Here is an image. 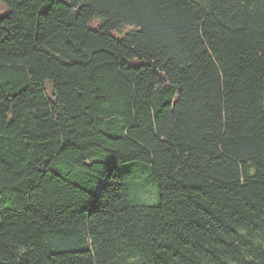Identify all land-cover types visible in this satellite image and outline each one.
I'll list each match as a JSON object with an SVG mask.
<instances>
[{
  "label": "trees",
  "instance_id": "obj_1",
  "mask_svg": "<svg viewBox=\"0 0 264 264\" xmlns=\"http://www.w3.org/2000/svg\"><path fill=\"white\" fill-rule=\"evenodd\" d=\"M0 3V264H264V0Z\"/></svg>",
  "mask_w": 264,
  "mask_h": 264
},
{
  "label": "rangeland",
  "instance_id": "obj_2",
  "mask_svg": "<svg viewBox=\"0 0 264 264\" xmlns=\"http://www.w3.org/2000/svg\"><path fill=\"white\" fill-rule=\"evenodd\" d=\"M7 14V9L0 3V18L5 16ZM97 25V22H92L89 26L91 28H95ZM141 168L140 164H133L129 167L132 171L138 170ZM137 180V179H136ZM135 179H130V182L132 184L136 183ZM136 194L134 195V202L140 203L143 205H149L154 204L156 200V193L153 185L146 179V175L142 174L140 178L137 180L136 184ZM251 241H253L256 245H259L264 249V237L262 235H254L252 237H249ZM133 260H128L125 263L126 264H133Z\"/></svg>",
  "mask_w": 264,
  "mask_h": 264
}]
</instances>
